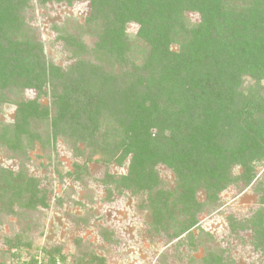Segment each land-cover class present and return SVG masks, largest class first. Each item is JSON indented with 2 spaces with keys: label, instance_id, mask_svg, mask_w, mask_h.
Masks as SVG:
<instances>
[{
  "label": "trees",
  "instance_id": "trees-1",
  "mask_svg": "<svg viewBox=\"0 0 264 264\" xmlns=\"http://www.w3.org/2000/svg\"><path fill=\"white\" fill-rule=\"evenodd\" d=\"M37 1L65 7L87 2L89 15L81 30L93 25L89 37L95 40L88 49L82 33L69 35L53 24L55 40L62 42L56 52L66 53L69 64L50 63L25 22L29 1L0 0V105L10 101L15 106L12 121L0 123V146L25 160L24 144L40 140L35 123L49 120L46 142L68 138L82 162L74 166V179L98 153L106 156V166L126 162L125 174L104 175L105 199L115 192L135 196L151 229L177 245L192 237L198 215L227 186L240 183L239 191L253 186L257 208L244 223L230 222L228 229H248L252 246L264 255V0H240L236 9L231 0ZM186 13L196 14L197 22L190 24ZM129 23L138 26L133 38L125 35ZM137 41L146 47L142 66L123 70L127 43ZM91 55L99 61L93 63ZM110 59L117 61L120 73L105 69ZM245 78L252 80L246 88ZM41 96L49 97L50 108L39 103ZM104 126V134L112 132L107 138L117 139L112 146L101 143L98 152L95 135ZM157 165L173 173L171 190L162 187ZM235 166L241 170L237 176L231 172ZM46 190L22 167L0 164V212L46 208ZM201 190L204 204L197 198ZM4 243L7 250H19V245L32 250L22 235ZM34 253L21 264H74L59 246L42 248L40 263ZM206 253L205 264H222L220 255ZM75 263L83 264L81 258Z\"/></svg>",
  "mask_w": 264,
  "mask_h": 264
},
{
  "label": "rangeland",
  "instance_id": "rangeland-1",
  "mask_svg": "<svg viewBox=\"0 0 264 264\" xmlns=\"http://www.w3.org/2000/svg\"><path fill=\"white\" fill-rule=\"evenodd\" d=\"M28 1L29 6L25 8L23 16L31 34L41 41L48 62L62 68L69 64L66 53L64 56L56 52L61 49L62 42L55 40L56 34L51 27L53 24L60 26L69 35L82 33L83 44L88 49L92 48L95 39L89 37V34L93 33V25L81 30L84 18L89 15L87 2L76 1L72 6L65 7L64 4L40 5L37 0ZM231 1L233 3L229 5L234 9L241 5L240 0ZM185 16L190 24L197 22L196 14L186 13ZM137 28L135 23L127 24L125 35L133 38ZM127 44L130 50L123 56L125 66L120 64L126 71L124 67H141L146 55V52L141 51H146L142 41ZM171 47L175 49L176 45ZM90 58L93 63L99 61L93 55ZM108 61L105 69L120 73L117 61ZM250 84L252 80L245 78L243 87ZM261 85L264 87V78ZM23 95L26 99L27 94ZM5 97L11 101L17 99L11 93H5ZM39 103L50 108L48 96H41ZM14 108L10 101L0 105V123L8 124L12 121ZM48 122L35 123L33 129L40 134V140L24 144L25 151L27 150L25 160L22 159L24 156L19 158L0 146V164L11 169L22 167L25 174L40 179L48 191L46 208H14L16 213L13 215L0 212V264H21V261L32 256L31 252H38L36 259L40 263L42 248L54 246L61 247L67 261L74 264L80 258L83 264H88L86 262L91 257L96 258L93 264H98V259L103 264H205L203 260L209 250L221 256L222 264H264V255L252 246L248 229H237L230 233L228 229L230 222L242 223L257 208L258 195L253 191V186L243 191L238 189L241 187L240 183L234 182L227 186L218 193L217 202L213 206H205L198 215V227L192 231L191 240L187 239L183 244L177 245L175 240L171 241L151 229L148 213L137 207L135 196L132 197L125 191L113 193L109 201L105 199L107 188L101 183L104 175L125 174L126 162L122 166L113 163L106 166L103 163L106 156L98 153L92 156L93 160L88 163L87 171L80 172L78 179H74L71 173L74 172L75 164H82L81 160L74 157L77 151L73 149L72 141L63 136H58L54 144L46 142ZM105 129L106 126L101 127L98 135H95L99 142L98 152L101 145H104L101 143L111 145L117 139H108L112 132L104 134ZM77 146L79 150L84 148L82 143ZM156 171L163 182L162 187L171 190L175 186L173 173L162 165H157ZM240 171L238 166L231 170L233 176H237ZM260 171L261 168L257 167L258 175ZM197 198L202 204L206 202L203 190L197 192ZM16 234L22 235L24 240L27 238L32 250L23 245H19V250H7L4 242ZM14 251L19 252L21 258L12 259L10 255Z\"/></svg>",
  "mask_w": 264,
  "mask_h": 264
}]
</instances>
